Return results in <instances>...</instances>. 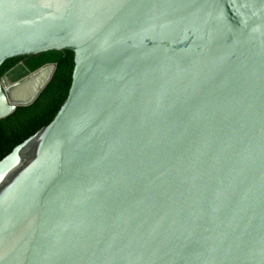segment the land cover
<instances>
[{
  "label": "water",
  "instance_id": "1",
  "mask_svg": "<svg viewBox=\"0 0 264 264\" xmlns=\"http://www.w3.org/2000/svg\"><path fill=\"white\" fill-rule=\"evenodd\" d=\"M56 52L65 103L0 162V264H264V0H0V67ZM56 71L0 80V120Z\"/></svg>",
  "mask_w": 264,
  "mask_h": 264
},
{
  "label": "trees",
  "instance_id": "2",
  "mask_svg": "<svg viewBox=\"0 0 264 264\" xmlns=\"http://www.w3.org/2000/svg\"><path fill=\"white\" fill-rule=\"evenodd\" d=\"M46 65H57V71L38 100L29 107L18 108L14 114L0 120V162L17 146L55 119L69 95L75 62L74 54L56 52L15 59L5 62L0 67V80H2L19 68L25 71L22 77L24 78L28 73H34Z\"/></svg>",
  "mask_w": 264,
  "mask_h": 264
},
{
  "label": "flooded vegetation",
  "instance_id": "3",
  "mask_svg": "<svg viewBox=\"0 0 264 264\" xmlns=\"http://www.w3.org/2000/svg\"><path fill=\"white\" fill-rule=\"evenodd\" d=\"M25 75V71L22 68L17 69L13 74H11V77L9 76V80H16Z\"/></svg>",
  "mask_w": 264,
  "mask_h": 264
},
{
  "label": "rangeland",
  "instance_id": "4",
  "mask_svg": "<svg viewBox=\"0 0 264 264\" xmlns=\"http://www.w3.org/2000/svg\"><path fill=\"white\" fill-rule=\"evenodd\" d=\"M13 74V73H12ZM10 77H11V75H10ZM20 79V78H19ZM19 79H16V80H19ZM16 80H12V81H16Z\"/></svg>",
  "mask_w": 264,
  "mask_h": 264
},
{
  "label": "bare ground",
  "instance_id": "5",
  "mask_svg": "<svg viewBox=\"0 0 264 264\" xmlns=\"http://www.w3.org/2000/svg\"><path fill=\"white\" fill-rule=\"evenodd\" d=\"M22 78V77H21ZM10 81H12V80H10Z\"/></svg>",
  "mask_w": 264,
  "mask_h": 264
}]
</instances>
